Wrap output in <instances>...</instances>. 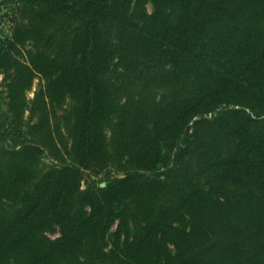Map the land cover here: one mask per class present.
Here are the masks:
<instances>
[{
  "label": "trees",
  "instance_id": "16d2710c",
  "mask_svg": "<svg viewBox=\"0 0 264 264\" xmlns=\"http://www.w3.org/2000/svg\"><path fill=\"white\" fill-rule=\"evenodd\" d=\"M16 1L0 264H264V0Z\"/></svg>",
  "mask_w": 264,
  "mask_h": 264
},
{
  "label": "rangeland",
  "instance_id": "374dc122",
  "mask_svg": "<svg viewBox=\"0 0 264 264\" xmlns=\"http://www.w3.org/2000/svg\"><path fill=\"white\" fill-rule=\"evenodd\" d=\"M151 9V6H148ZM26 18L22 13V6L18 4L16 0H0V52L11 51V55L22 61H29L30 53L33 52L32 41H25L23 43H17L11 47L12 38L16 34V30L20 25L22 26L26 23ZM25 29V27H24ZM12 39V40H11ZM7 76L0 70V143H5L9 146H18L22 139H25V131L27 129V124L37 120L38 112L31 119V112L29 108L26 107L23 112V124L18 123L13 115L9 111L8 107V91H7ZM46 78L41 74H36L33 78L32 86L29 90H26V99L28 101L32 100L35 93L41 87L45 86ZM66 107V106H65ZM110 134V132H109ZM49 156L44 155L41 162L43 165L49 164L51 162ZM122 174L120 167L111 166L106 168L98 177H96V183H105L103 180L108 176H115ZM90 181L89 173L86 172L84 177L83 186L86 187L87 183ZM116 226L110 232L109 240L112 239V234L115 231ZM47 235L50 238H56L59 236L58 232H48Z\"/></svg>",
  "mask_w": 264,
  "mask_h": 264
},
{
  "label": "water",
  "instance_id": "95a60500",
  "mask_svg": "<svg viewBox=\"0 0 264 264\" xmlns=\"http://www.w3.org/2000/svg\"><path fill=\"white\" fill-rule=\"evenodd\" d=\"M102 186H105V183H102Z\"/></svg>",
  "mask_w": 264,
  "mask_h": 264
}]
</instances>
